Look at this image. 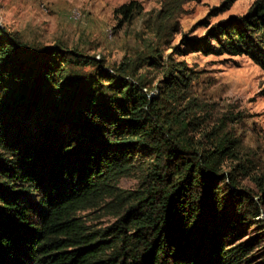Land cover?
Wrapping results in <instances>:
<instances>
[{
    "label": "trees",
    "instance_id": "obj_1",
    "mask_svg": "<svg viewBox=\"0 0 264 264\" xmlns=\"http://www.w3.org/2000/svg\"><path fill=\"white\" fill-rule=\"evenodd\" d=\"M135 6L120 10L133 19ZM183 44L264 71V0ZM145 50L109 68L0 28V264H253L259 247L264 256V198L244 185L243 164L228 167L239 141L201 135L185 63L167 64L150 98L137 72L162 54ZM131 176L138 188H120ZM104 207L116 219L104 229L81 216ZM248 228L260 231L239 242Z\"/></svg>",
    "mask_w": 264,
    "mask_h": 264
},
{
    "label": "rangeland",
    "instance_id": "obj_2",
    "mask_svg": "<svg viewBox=\"0 0 264 264\" xmlns=\"http://www.w3.org/2000/svg\"><path fill=\"white\" fill-rule=\"evenodd\" d=\"M256 1L239 0L218 12L224 0H0V28L30 46L76 50L109 68L136 61L151 44L161 50V62L137 72L149 84L145 91L150 98L158 97L156 88L170 69L167 64L185 63L193 73L191 111L203 123L201 135L234 136L240 144V160L228 167L243 164L250 174L244 185L264 198V71L246 56L191 53L183 44L184 37L200 41L215 24L241 18ZM134 2L139 14L129 19L120 9ZM138 185V178L131 176L123 178L119 187L136 190ZM81 216L99 229L116 220L105 207ZM259 219L264 220V211ZM259 231L246 229L239 242ZM254 257L253 264L264 261L262 248L255 250Z\"/></svg>",
    "mask_w": 264,
    "mask_h": 264
}]
</instances>
